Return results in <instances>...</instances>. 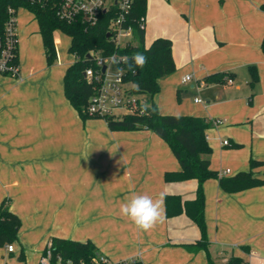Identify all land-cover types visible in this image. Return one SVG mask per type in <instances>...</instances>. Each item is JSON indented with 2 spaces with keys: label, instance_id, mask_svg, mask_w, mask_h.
<instances>
[{
  "label": "crops",
  "instance_id": "1",
  "mask_svg": "<svg viewBox=\"0 0 264 264\" xmlns=\"http://www.w3.org/2000/svg\"><path fill=\"white\" fill-rule=\"evenodd\" d=\"M263 3L146 0L151 38L145 44L144 29V44L170 39L174 62L152 99L161 114L221 120L205 134L209 166L223 176L250 170L264 180ZM19 10L29 15L28 25L18 24L17 15L20 76L0 73V203L6 200L20 218V249L0 248L24 264H38L54 237L91 241L110 264H224L231 256L264 264V183L227 192L217 178L203 181L206 245H197L201 232L183 210L197 180L166 178L181 167L152 130L111 129L103 118L80 115L64 92L72 60L56 56L48 63L36 17ZM218 72L221 80L205 81ZM184 75L191 79L182 82ZM182 90L192 97L177 102ZM135 194L162 195L166 219L150 232L120 215ZM169 195L180 201L171 214Z\"/></svg>",
  "mask_w": 264,
  "mask_h": 264
},
{
  "label": "trees",
  "instance_id": "2",
  "mask_svg": "<svg viewBox=\"0 0 264 264\" xmlns=\"http://www.w3.org/2000/svg\"><path fill=\"white\" fill-rule=\"evenodd\" d=\"M8 7L24 8L31 11L39 23L42 42L48 63L55 59L53 32L62 30L69 35L71 42L69 51L76 55L75 60L66 68L64 74V92L71 105L83 117H89L85 113L88 99L94 92L93 85L84 77L86 67H94V63L87 53L91 50H102L103 54L114 51V46L108 37V15L103 14L99 21L91 27L85 28L81 23H68L60 20L55 13V6L43 0H0V35L4 34V24L8 17ZM264 10V3L261 5ZM146 0H135L129 20H132L134 44L121 49L125 53L127 61L124 66L127 69L125 80L131 85L133 94L145 96L138 100V105L131 113L118 116L107 115L100 117L106 120L111 129L133 130L148 128L166 141L174 156L180 164V170L167 173L166 178L171 180H184L194 178L198 185L196 196L192 200L183 203V210L198 226L201 239L197 245H206V224L204 220V195L202 183L208 178H217L219 186L227 192H235L264 183V180L253 176L252 172L241 171L233 176L219 175L209 166V154L211 148L207 142L205 130L213 126L212 120L193 115L161 114L152 97L159 90L158 79L174 71V62L171 53L172 42L166 37H157L146 46L144 44V30L134 23L140 15L145 14ZM264 52V37L261 43ZM137 53L144 55L147 60L142 67H137L132 57ZM12 64L18 65V47L15 49ZM254 73V71H253ZM2 74L11 75L9 72ZM16 77V76H14ZM223 74L213 73L205 77L206 82L221 80ZM255 79V74H253ZM227 81V80H226ZM98 117V116H90ZM251 165L255 164L251 160ZM180 201L176 196H166L167 214L171 205ZM170 207V209H169ZM175 208V211L177 210ZM20 218L12 212L6 200L0 203V247L17 240L20 228ZM188 248H196L188 247ZM51 259L55 262L59 257L61 264L79 262L89 263L91 258L97 256V251L91 241H77L72 239L54 237L51 240ZM19 260L24 259L20 252ZM244 260L239 256H231L224 264H243ZM40 264V263H38ZM111 264H141L140 261H123ZM211 264V263H208Z\"/></svg>",
  "mask_w": 264,
  "mask_h": 264
},
{
  "label": "built area",
  "instance_id": "3",
  "mask_svg": "<svg viewBox=\"0 0 264 264\" xmlns=\"http://www.w3.org/2000/svg\"><path fill=\"white\" fill-rule=\"evenodd\" d=\"M55 6L57 17L68 23H81L85 28L94 26L101 15L107 14V31L114 51L103 54L102 50H91L87 54L94 63V67L88 66L83 74L86 80L93 85L94 92L90 95L85 109L89 116L105 117L114 114L116 109H124V113H131L138 105L139 97L133 94L131 85L126 82L127 69L124 66L127 55L120 50L134 44L132 20H129L135 0H43ZM21 7H8V17L4 24V34L0 35V73L9 72L19 77V67L12 64L15 49L18 47L17 36V12ZM134 23L139 28L145 29V14L137 18ZM58 30V29H56ZM55 30V31H56ZM76 55H74L75 57ZM191 79V75H184L182 82ZM228 83L232 80L228 79ZM197 101V99H195ZM221 120L215 119L213 125L219 124ZM208 136L206 135V138ZM224 145L229 144L228 140H222ZM228 170L226 169L225 172ZM220 175V174H219ZM51 242H49L39 259L40 264H61L58 257L52 262ZM9 252L14 250L12 243L6 245ZM67 264H72L70 260ZM78 264H110L107 259L97 254L91 258L89 263L79 262Z\"/></svg>",
  "mask_w": 264,
  "mask_h": 264
},
{
  "label": "clouds",
  "instance_id": "4",
  "mask_svg": "<svg viewBox=\"0 0 264 264\" xmlns=\"http://www.w3.org/2000/svg\"><path fill=\"white\" fill-rule=\"evenodd\" d=\"M137 67H142L147 58L137 53L132 57ZM120 215L129 220L138 230L150 232L166 219V213L161 196L135 194L120 205Z\"/></svg>",
  "mask_w": 264,
  "mask_h": 264
},
{
  "label": "rangeland",
  "instance_id": "5",
  "mask_svg": "<svg viewBox=\"0 0 264 264\" xmlns=\"http://www.w3.org/2000/svg\"><path fill=\"white\" fill-rule=\"evenodd\" d=\"M28 10V9H27ZM24 10H19L17 15L18 16V24L20 23V25L22 23H25L28 25V21H27V17L29 15H27L25 12H23ZM25 20V21H24ZM31 25L33 24L34 27H36L34 21L31 19ZM29 25V27L31 26ZM150 30L149 28L147 27L146 25V29H145V44H147V42L150 41ZM53 42H54V48H55V52L57 55L56 56H59V58H65V59H68V61H71L72 62L75 60L74 58V55L69 51V47H70V42H71V39L69 37V35H67L65 32H63L62 30H56L53 32ZM179 89V87H178ZM182 90V94H181V91H180V96L177 97L176 95V100L177 102H180V100L182 98H188V97H192L191 95L189 94H186L187 92ZM177 92V91H176ZM190 92V91H189ZM138 97L142 98L145 96L142 95V94H137ZM114 114L118 115V114H122L124 113V109H116L114 112ZM14 246V254H17V252L19 251V245H18V242L17 241H13L11 242ZM0 264H24L23 261H17L15 257H12L9 255V253L5 250V246L4 248H0Z\"/></svg>",
  "mask_w": 264,
  "mask_h": 264
},
{
  "label": "water",
  "instance_id": "6",
  "mask_svg": "<svg viewBox=\"0 0 264 264\" xmlns=\"http://www.w3.org/2000/svg\"><path fill=\"white\" fill-rule=\"evenodd\" d=\"M87 56H89V55L87 54Z\"/></svg>",
  "mask_w": 264,
  "mask_h": 264
}]
</instances>
